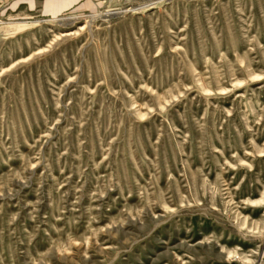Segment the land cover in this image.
Here are the masks:
<instances>
[{"label":"rangeland","instance_id":"1","mask_svg":"<svg viewBox=\"0 0 264 264\" xmlns=\"http://www.w3.org/2000/svg\"><path fill=\"white\" fill-rule=\"evenodd\" d=\"M17 1L0 264H264V0Z\"/></svg>","mask_w":264,"mask_h":264},{"label":"crops","instance_id":"2","mask_svg":"<svg viewBox=\"0 0 264 264\" xmlns=\"http://www.w3.org/2000/svg\"><path fill=\"white\" fill-rule=\"evenodd\" d=\"M30 1L33 3L36 1H43L44 10H46L47 8L48 10L53 11V14H60L63 9L68 10L74 7V3L72 2V0H19L16 3L12 4L11 7L8 8V10L19 11L23 6H30Z\"/></svg>","mask_w":264,"mask_h":264}]
</instances>
